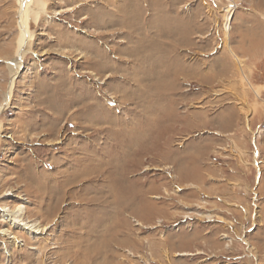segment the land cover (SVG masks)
Instances as JSON below:
<instances>
[{
    "label": "rangeland",
    "instance_id": "rangeland-1",
    "mask_svg": "<svg viewBox=\"0 0 264 264\" xmlns=\"http://www.w3.org/2000/svg\"><path fill=\"white\" fill-rule=\"evenodd\" d=\"M19 8L0 0V105ZM261 17L264 0H45L0 113V193L37 210L55 189L59 203L38 213L51 228L35 241L48 248L0 232V264H264ZM83 140L91 169L68 186ZM194 171L199 180L182 179ZM117 182L139 201L116 203ZM83 231L87 259L86 243L70 244Z\"/></svg>",
    "mask_w": 264,
    "mask_h": 264
},
{
    "label": "bare ground",
    "instance_id": "bare-ground-1",
    "mask_svg": "<svg viewBox=\"0 0 264 264\" xmlns=\"http://www.w3.org/2000/svg\"><path fill=\"white\" fill-rule=\"evenodd\" d=\"M18 3H19V7H20L19 8V10H20L19 11V15H20L19 27L21 29V34H20V37H19L17 45H16L14 58L12 60H10V62H9L10 65H12L11 76H10L11 79L9 82V90L5 94L4 103L2 105H0V113L7 110L10 107L11 100H12L13 85L15 83L16 78L20 74L21 68L24 66L25 55L31 49V39L33 37V33L28 29L29 28L28 24H29L30 18H32L37 23L39 20V16H40L41 12L45 11V0H18ZM234 8L235 7L232 5L229 9H227V16H226V20H225V24H224L225 31L227 32V34L229 33V31L231 29V20L233 17ZM31 51H32V49H31ZM152 74H154V73H152ZM148 95L150 96V93H148L147 96ZM72 105H73V101L68 102V104L66 105V108L70 109V107ZM101 109H102V107H101ZM97 110H99V105H91L90 107H88L87 114H91L92 112H96ZM100 110L97 112H100ZM154 114L157 115L156 113H154ZM168 118L169 117H166V120H168ZM101 120H103V119L101 118L100 121ZM57 126L58 125L53 122V124L49 127V130L53 128V132H54L55 131L54 128H56ZM2 130H3V125H2V121L0 120V133L2 132ZM60 142L61 141L58 139L55 143L50 142V144H57ZM88 145H89L88 140L82 141L79 149L81 150V153H83L84 156H83V158H81L79 160V163H78L79 165L81 164L82 167L80 168V170L78 169L77 170L78 172H75L74 175L70 174V176L67 180L68 186L72 183L73 180H80V178L89 174V172H90L91 168L89 166V162H88L89 160L87 158V156H88L87 155V148L89 147ZM74 152H75L74 150H67L66 151V153H69V154H73ZM130 153L132 155H134V154H136V151H134V149H132ZM182 179H184V180L185 179L186 180L187 179L199 180L200 174L198 171H194L192 174L186 173L185 175H182ZM58 183H59L58 184L59 190L62 192L63 187L66 185L64 183H62V184H60V182H58ZM114 187H115L114 201H116V203L118 202L120 205L122 203V206H132V205L136 204V202L139 201V197H136L135 194L129 198H127V197H125V199L122 198V196L120 195V193L122 192V188H123V185L121 182L115 183ZM51 189H53V188H51ZM46 191L45 192L43 191L45 195H46ZM57 194H58V192L55 189L48 191V193H47L48 198H46V202L38 205L37 210H33V209H30L26 205V202L29 203L30 201L27 199H23V197H21V196H18V197L21 198L22 200H24L25 204L24 203L11 204L10 201H8V200L11 198L10 196L11 195L13 196L14 194L11 192L10 189H6L3 193H0V222L2 224L0 227L1 234H3L6 237V239H9V240L11 239L12 241H10V242H14L15 244H21L25 247L29 246L31 249H33L35 251L39 252V251H41V249H44V248L46 249V247L48 246L47 244H42V243L39 244V241H35V240H38L40 237L45 236L47 234L49 228H51V226H50L51 224L50 225L48 224L49 225L48 226V225H45L42 220H39L38 213H41L40 209L42 207H44L45 205H47L48 206L47 214L48 215L52 214L54 212V208H53L54 206H51V201L55 199L56 205H57V202L59 201V199L57 201V196H58ZM39 197L42 198L43 195L40 194ZM58 198H60V197H58ZM141 199H142V197H140V200ZM147 205L149 207L148 211L150 213L155 211L154 205L148 204V203H147ZM83 208L89 209L90 204L84 205ZM148 211H147V214L149 215ZM32 212H34L35 215H33ZM137 221L139 224H142L141 220L137 219ZM83 232L84 233L80 234L76 238L75 241L70 242V244L72 246H74V244L80 246V245H82V244L84 245L86 243V248L84 250L82 248L79 249V253H82V255H81L82 258L84 257L85 259H87V258H89V253L91 252V246H90L89 240H90V236H91L92 231H83ZM44 240H46L48 242L49 246H51L52 248L55 247V243L52 241L53 240L52 238L44 237ZM107 241H109V239H107ZM97 242H98V240H97ZM5 245H6V250L9 254L11 251L9 250L8 242L5 243Z\"/></svg>",
    "mask_w": 264,
    "mask_h": 264
},
{
    "label": "crops",
    "instance_id": "crops-1",
    "mask_svg": "<svg viewBox=\"0 0 264 264\" xmlns=\"http://www.w3.org/2000/svg\"><path fill=\"white\" fill-rule=\"evenodd\" d=\"M261 9V8H260ZM233 18V17H232ZM257 22L258 23H260V24H256V25H260V27L262 28V29H264V17H261L260 18V20H257ZM259 60H264V56H256ZM259 85L261 86V87H263V91H262V93H263V95H264V85L263 84H260L259 83Z\"/></svg>",
    "mask_w": 264,
    "mask_h": 264
}]
</instances>
